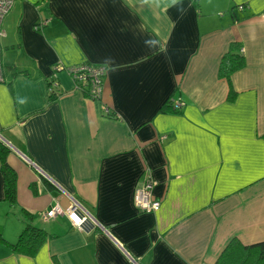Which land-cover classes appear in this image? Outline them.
Returning a JSON list of instances; mask_svg holds the SVG:
<instances>
[{
	"label": "crops",
	"instance_id": "crops-1",
	"mask_svg": "<svg viewBox=\"0 0 264 264\" xmlns=\"http://www.w3.org/2000/svg\"><path fill=\"white\" fill-rule=\"evenodd\" d=\"M2 27L17 179L11 207L0 173V233L15 242L25 210L47 237L33 257L0 245V264H214L231 240L264 241V0H14ZM82 64L106 68L100 100L66 71ZM147 177L155 212L134 204ZM71 200L95 225L41 218Z\"/></svg>",
	"mask_w": 264,
	"mask_h": 264
},
{
	"label": "trees",
	"instance_id": "trees-1",
	"mask_svg": "<svg viewBox=\"0 0 264 264\" xmlns=\"http://www.w3.org/2000/svg\"><path fill=\"white\" fill-rule=\"evenodd\" d=\"M239 50L240 48L236 44L231 45L229 51L223 55L218 68L219 78L224 79L228 84L227 101L229 102H233L236 97V91L231 83V76L243 68L245 62L244 56ZM82 65L95 68L101 66L91 64ZM56 68L57 67H55L54 72L57 71ZM82 92L87 98L94 100L101 99V95L97 98H92V95L89 94L90 92L88 88H82ZM170 101L171 100L168 99L162 106L161 112L170 111L172 108L170 112L173 114H179L180 108L178 106L174 107L172 105L173 102ZM104 114L110 118H115V114L110 110H108V113L104 112ZM10 153L11 149L0 140V173L3 177L4 199L9 206L13 207L16 204L17 177L15 171L7 163V156ZM22 213L24 215L25 223L17 240L15 242H9L0 233V245L8 247L14 253L33 257L45 243L47 233L44 229L34 225L35 217L25 210H22ZM214 264H264V241L251 245H243L235 239L231 240L220 253Z\"/></svg>",
	"mask_w": 264,
	"mask_h": 264
},
{
	"label": "built area",
	"instance_id": "built-area-1",
	"mask_svg": "<svg viewBox=\"0 0 264 264\" xmlns=\"http://www.w3.org/2000/svg\"><path fill=\"white\" fill-rule=\"evenodd\" d=\"M13 2L14 0H0V81L3 80L1 40L5 36L2 25L6 15L13 5ZM56 69L57 71L59 70L58 67ZM66 71L69 73L75 86L79 90L82 91V88H88L90 92L89 94L92 95V98H97L101 95L105 78V67L100 66L95 68L87 65H79L67 68ZM103 110L105 113H108L107 108L103 107ZM25 161L30 165L33 164L27 159ZM153 185L154 182L151 178L147 177L142 186L135 190L134 204L142 212H155L160 208V202L154 199L152 195ZM64 214H68L71 217L72 224L80 230L88 229L94 224L88 214L74 200H71L70 206L66 209H62L56 204L50 210L41 213L40 216L43 220L47 221L58 215Z\"/></svg>",
	"mask_w": 264,
	"mask_h": 264
},
{
	"label": "water",
	"instance_id": "water-1",
	"mask_svg": "<svg viewBox=\"0 0 264 264\" xmlns=\"http://www.w3.org/2000/svg\"><path fill=\"white\" fill-rule=\"evenodd\" d=\"M0 140H2L8 147H10V149H12L14 152H15V150H14V148L12 147V146H10L2 137H1V135H0ZM28 160V159H27ZM30 161V160H29ZM33 165V164H32Z\"/></svg>",
	"mask_w": 264,
	"mask_h": 264
}]
</instances>
